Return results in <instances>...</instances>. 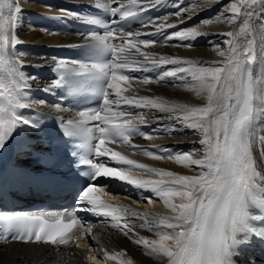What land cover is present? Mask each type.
Masks as SVG:
<instances>
[{
  "label": "snow or ice",
  "instance_id": "obj_1",
  "mask_svg": "<svg viewBox=\"0 0 264 264\" xmlns=\"http://www.w3.org/2000/svg\"><path fill=\"white\" fill-rule=\"evenodd\" d=\"M165 2L95 0L90 7L102 10V14L108 15L107 20L101 15L61 9L63 18L71 16L90 26L84 34L85 43L80 45L85 50V59L71 61V67L63 62L58 64L59 75L42 91L64 89L70 95L84 94L98 101L96 107H85L66 121L62 117L59 124L63 136L81 140L79 144L66 145L65 156L77 158L71 162L72 171H78L79 165L87 166V179L78 190L77 207L70 214L0 215V223L4 225L0 240L10 238L70 246L71 232L81 224L76 215L79 210L104 217V222L125 236L133 233L138 237L135 243L161 258L163 264H237L243 248L254 242L264 244V167L261 166L264 147L260 151V163L252 151L253 145H264V131L259 130V121L264 118V0H228L222 11L200 21L201 25L240 21L233 31L226 33H206L197 26L179 28L168 23L172 15L181 18L187 14L192 19L198 9L206 6L198 0H191L183 7L181 0H174L172 7L177 9L174 13L143 15ZM21 12L18 0H0V155L16 146L23 154L35 157L42 167L35 173L20 172L18 159L10 171L13 177L24 176L30 186L60 184L65 175L57 171L62 161L53 154V147L17 141L22 133L28 139L43 140L38 133L47 127L22 111L45 101L30 98L33 87L30 81L37 77L28 76L23 70L28 67L22 59L26 53L17 49L23 43L16 35ZM132 21L144 28L154 26V30L126 31ZM180 23L185 21L180 19ZM167 29L177 30L167 32ZM206 35L225 37L222 43L226 48L214 46L222 60H187L143 50L172 39L191 48L194 46L191 41ZM167 65L172 67L158 72L155 78L131 75ZM154 81L185 88L204 102L197 106L159 96L138 95L133 87L134 82L147 85ZM135 109L141 111L134 113ZM55 110L66 111L60 104L55 105ZM165 119L176 123H159ZM153 120L164 134L177 131V125L194 130L200 136L202 147L185 153L172 152L162 145H153L155 151L134 145L135 136L152 140L159 134L156 129L140 131V126L150 127ZM111 144L143 151L153 160L168 159L184 167H194L198 174L180 175L150 167L114 150L108 146ZM85 146L87 152L82 153L80 149ZM99 157H107L120 167L94 162ZM132 169L158 179L134 177L129 174ZM3 176L4 168H0V194L4 193ZM101 177L117 179L149 193L138 199L147 203L159 199L170 212L142 213L106 202L96 184ZM83 223L86 225L87 221ZM137 227L155 234L158 239L139 236L135 232ZM103 252L105 259H119L120 254Z\"/></svg>",
  "mask_w": 264,
  "mask_h": 264
},
{
  "label": "bare ground",
  "instance_id": "obj_2",
  "mask_svg": "<svg viewBox=\"0 0 264 264\" xmlns=\"http://www.w3.org/2000/svg\"><path fill=\"white\" fill-rule=\"evenodd\" d=\"M23 1L25 0H18L22 12L19 14V20L16 27V35L21 41H23V43L19 44L17 49L18 51L26 53L22 59L23 63L28 65V67L23 70L28 76L37 77V79L30 81L33 85L30 98L34 100L42 99L45 101L44 104L33 107V109L56 111L55 107L46 101L47 96L53 95V90L51 92L42 91V89L48 87L53 80L51 74L47 71V66L60 60L63 51L70 46L77 44L81 37L69 28L67 25V19L71 16L63 18L64 13L61 12V9H66L69 13H80L78 10L84 13L89 5L93 4L95 0H39V2H32L29 7H25ZM190 2L191 0H181L180 6H186ZM198 2L206 4V6L198 9L197 13L193 14L192 19H188L187 14L181 18L172 15L169 17L168 23L177 24L179 28L197 26L199 30L206 33H226L233 31L236 24L240 23V21H236L233 24L213 22L212 24L201 25V20L215 16L218 11H222L223 6L228 3V0H219V2L211 0L210 3H208L207 0H198ZM173 3L174 0H166L164 5L155 7L157 16H163L166 13H174L177 9L172 7ZM180 19H183L185 23L181 24ZM64 30H67L66 33L64 32V35L61 33H58L57 35L56 32ZM133 30L141 31L142 33L152 32L154 26L148 28L140 27ZM176 30L177 29H167V32H173ZM153 39H156L157 41L162 40L161 37H153ZM224 39L225 37L219 35L201 36L198 39L191 41L194 45L193 47L189 48L180 46V48H177L178 50H174V48L172 49L170 46V44L173 43L175 45L180 43L176 39L169 40V43L172 42L170 44L168 42H157L151 47H142L144 51L158 56H172L196 61H219L223 58L218 55L214 46H219L220 49L226 48V45L222 43ZM184 43L188 42L186 41ZM32 54L35 55L33 58L31 57ZM171 67V65H167L162 66L161 68L162 71H164L165 68ZM133 87L137 90L138 95L159 96L172 102L197 106L204 102L201 97L187 91L185 88L175 86L170 82L154 81L147 85L134 82ZM137 111H141V109L133 110L134 113ZM60 113L67 112L63 111ZM150 115L160 116L162 114L151 113ZM157 123L156 120H153L149 128L150 132L153 129H156L159 134L152 140L142 138L138 143L150 146H167L169 150H178V152L185 153L194 149L198 150L202 147L199 144L200 136L194 130L188 128L181 129L177 125V131L171 134H164L163 131L157 127ZM159 123L163 125H174L176 122L165 119L159 121ZM259 130L264 131V118L259 121ZM25 140H27L28 143L31 142V139H28L23 133L17 138L18 143L24 142ZM262 147H264V145H253V155L257 158L258 163H260V151ZM17 153H19V157H23V154L20 153L19 150H17ZM126 156H129V154L127 153ZM139 158H141L142 163L147 164L150 167L169 169L180 175L198 174V170L193 171V169L191 173L187 172L186 167L177 164L173 160H153L148 156H141ZM261 166L264 167V165ZM184 169L186 171H184ZM131 172L137 178H145L143 177V172L136 173L133 169ZM152 177L158 179V177L154 175ZM110 188L114 193V205L118 204L119 206H127L142 213L157 215L168 214L170 212V209L165 205L155 202L154 199L152 203H147L143 199H138V195L141 197L149 195L147 192H140V190L134 187L117 188L116 185H113V187ZM158 208H161L162 211H159ZM104 221L105 218L100 216L99 219L95 221L91 239L84 238V235H88L90 232L89 229L86 231H83L82 229L76 231L75 234H77L78 238L85 241L84 243H88L85 244L84 249H81L78 245H74V247L70 249L68 246L53 249L51 246L43 245L18 243L0 244V264H88V257L86 255V253H90L88 249L99 251L104 248H111V253L115 254L114 252H116V254H120L119 258L123 261V264L129 260L133 264H163L161 258L154 254H149L143 246L135 243L138 238L136 235L129 232V234L125 236L118 229L110 226ZM134 222L139 223V221ZM135 232H137L139 236L145 235L144 237H147L148 239L153 238L148 237L147 235H155L139 227L135 229ZM91 246L92 248H90ZM82 250H85L86 253ZM263 259L264 255H257L256 250L244 251L238 258L237 264H249V262L252 261H254V264H261Z\"/></svg>",
  "mask_w": 264,
  "mask_h": 264
},
{
  "label": "rangeland",
  "instance_id": "obj_3",
  "mask_svg": "<svg viewBox=\"0 0 264 264\" xmlns=\"http://www.w3.org/2000/svg\"><path fill=\"white\" fill-rule=\"evenodd\" d=\"M32 2H33V3H35V2H39V0H25V1H23V4L25 3L24 6H25V7H27V6L29 7V6L32 4ZM158 23H159V21H158ZM64 32H65V31H59V32H56V33H57V35H58V33H59V34L61 33V34L64 35ZM56 33H55V34H56ZM65 33H66V32H65ZM168 43H169V42H168ZM170 43H172V42H170ZM170 43H169V44H170ZM173 44H174V43H173ZM173 44H170V46H171L172 49L174 48V50H175V49L178 50L177 48H180V46H182V45L178 46L180 43L177 44V45H175V44L173 45ZM172 45H173V47H172ZM175 47H176V48H175ZM39 52L42 53L41 51H39ZM34 56H35L34 54L31 55L32 58H33ZM186 168H187V169H186L187 172H189V173H191L192 169H193V171H196V170H197V169L194 170V167H193V168L186 167ZM135 170H136V171H135L136 173H140V172H141L140 170H137V169H135ZM186 170L184 169V171H186ZM189 170H190V171H189ZM141 173H142V172H141ZM179 173H180V172H179ZM181 173H186V172H181ZM142 174H144V173H142ZM143 177H145V178H143V179H147V178H150V177H152V176H148V177H147V175L144 174ZM151 179H154V177H152ZM154 201H155V202H158V203L161 204V205H164V203H163L161 200H154ZM158 209H159V211H160V210L162 211L161 208H158ZM156 212H158V211H156ZM147 232H148V231H147ZM149 235H150V236H149ZM149 235H147V236H148V237H152L153 239H157V236H156V235H152V236H151V234H149ZM141 236L144 237L145 235H141ZM83 242H85V241H83ZM83 246H85V244H84ZM81 249H83V248H81ZM82 251H83L84 253H86L85 250H82ZM86 255H87V254H86Z\"/></svg>",
  "mask_w": 264,
  "mask_h": 264
}]
</instances>
